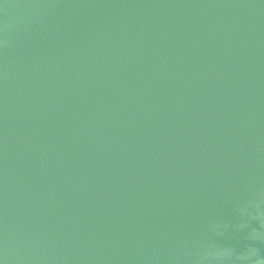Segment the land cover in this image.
Returning a JSON list of instances; mask_svg holds the SVG:
<instances>
[{
	"label": "water",
	"instance_id": "1",
	"mask_svg": "<svg viewBox=\"0 0 264 264\" xmlns=\"http://www.w3.org/2000/svg\"><path fill=\"white\" fill-rule=\"evenodd\" d=\"M248 261L264 0H0V264Z\"/></svg>",
	"mask_w": 264,
	"mask_h": 264
},
{
	"label": "clouds",
	"instance_id": "2",
	"mask_svg": "<svg viewBox=\"0 0 264 264\" xmlns=\"http://www.w3.org/2000/svg\"><path fill=\"white\" fill-rule=\"evenodd\" d=\"M252 259H255V257H252ZM247 264H251V261H248Z\"/></svg>",
	"mask_w": 264,
	"mask_h": 264
}]
</instances>
